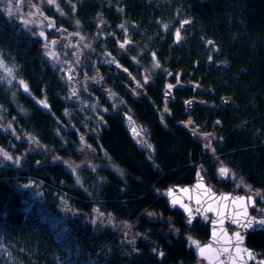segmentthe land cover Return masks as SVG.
I'll list each match as a JSON object with an SVG mask.
<instances>
[{"label":"trees","instance_id":"trees-1","mask_svg":"<svg viewBox=\"0 0 264 264\" xmlns=\"http://www.w3.org/2000/svg\"><path fill=\"white\" fill-rule=\"evenodd\" d=\"M55 5L45 9L60 33L88 37L99 56L86 59L80 99L70 98L43 38L0 6V149L19 160L0 158V264H199L189 237L205 241L208 222L188 224L164 192L192 183L199 164L218 190L242 192L217 177L220 160L264 197V0ZM45 34L60 35L52 28ZM125 40L130 43L121 48ZM110 56L143 82L137 93L106 63ZM94 65L99 87L91 82ZM167 85L171 99L163 97ZM105 89L130 108L153 146L151 159L126 128L128 113L108 103ZM93 96L104 112L92 110ZM190 98L199 104L188 110ZM190 130L209 138L207 145ZM83 137L98 152L91 163L109 157L111 167L102 162L76 170L65 163L82 158ZM246 243L264 251V233L249 234Z\"/></svg>","mask_w":264,"mask_h":264},{"label":"rangeland","instance_id":"rangeland-1","mask_svg":"<svg viewBox=\"0 0 264 264\" xmlns=\"http://www.w3.org/2000/svg\"><path fill=\"white\" fill-rule=\"evenodd\" d=\"M18 1L19 0H0V6H1L2 11L8 17H16L19 21H21L23 26H26V27H29L32 29L34 28L36 30V33L43 38L45 56L48 58L51 65L61 75V77L64 78V81H68V83H69L68 96L70 98L75 97V98L80 99V97L77 96V93H78L77 87H78V83L87 74V73H85L87 71L86 59L89 56H92V58H94L96 60V57L99 56L98 53L93 51L92 46L89 44V43H91V41H89L88 37H86L82 34L65 35V34L60 33V31L56 27V25L54 26V20L50 16H48V11L45 9V6L48 5L53 10H56L55 0L52 3H50L49 0H26L24 3H19ZM9 8L12 9L11 13L9 12ZM53 12H55V11H53ZM49 25H52V27H49ZM51 28L56 30L60 35L56 36V38H48L45 34V30H49ZM41 33H43V35H41ZM90 52H93V53H90ZM50 53H55V55L54 56L50 55ZM104 55L107 56L108 52L105 51ZM106 63L112 67L115 64L114 60H111V56H110V60L106 59ZM94 67H95V65L93 66L95 77L91 78V82L97 81L98 82L97 85L99 87L100 85H102V83H100V80H99L101 72H99V70L94 68ZM16 68L19 69L18 66H16ZM0 70H3L1 65H0ZM129 76L131 77V80L135 83V85H131L127 82V84H129L131 86L130 89L132 92L134 90L136 91V88L140 87V85L141 86L143 85L142 81L137 80L134 76L133 77L131 75H129ZM169 86L170 85H167L166 89H168L171 92V90H173V86H171V87H169ZM73 91H75V95H73ZM105 93L107 94L108 103H110L115 110H118L122 114L128 113V115H126V117L124 118L126 128H128L129 133H130L131 137L133 138L134 142L137 143L140 146V148L146 153L148 158L151 159V156L153 157V146L147 140L146 135H144V131L141 128V126L131 117L132 112H131L130 108L128 106H126L124 100L122 98H120L119 96H117L115 92H112V93L110 92V94H108L106 89H105ZM136 93H137V91H136ZM164 98L167 99L168 97H164ZM168 99H170V98H168ZM97 100H98V98L93 96L92 101H94V104L96 106H97V102H98ZM75 102H76V104H78V106L80 108H84L85 103H81V102H79V100L75 101ZM95 105L92 106V107H94V108H92V110H100L101 112L105 111V107L102 106L100 103L97 107H95ZM166 109H167V103H165V101H164L162 108L160 109V111H158L162 118H163V114L166 113ZM96 124L98 125V124H100V122L98 121V122H96ZM184 124H187V123H184ZM134 128L136 129V131H138L140 133L139 136L134 134V131H133ZM208 139H204L203 143H205L207 145ZM81 142H82V144L80 147V156H82V158L75 160L78 162H74V161H70L69 159H65L64 160L65 163H67L70 166H74V168L76 170H77V168H79L80 165H88V164L96 165V164H99V166H100L101 165L100 163H102V162H104V164H106V166H110V167L112 166V163L110 162L109 157H104L102 159L103 160L102 162L96 161L94 163H91V161L96 157V155H98V152H97V150L94 151L95 149L93 147H88V145L86 143L87 141H85L84 137H83ZM149 145H151V147H148ZM4 152H6V151H4ZM7 153L9 156L12 157L11 160L6 159L3 155H0V158H3L5 160L9 161V163H15L14 161H15L16 157L13 156L9 152H7ZM215 158H217V157L215 156ZM219 161L220 160H215V163H217L215 170H216L217 177L219 179H225V180L231 181V183L235 184L234 188H237L236 190L239 189L242 192L250 191L251 187L249 186V184L246 183L242 178L237 176L231 169H230L231 170L230 174L227 177H221L219 174V169L221 167H226V168H228V167L224 164H221ZM201 165L202 164L198 165V168H199L198 172L201 175H206V171ZM93 168H95V167H93ZM209 177H207L206 179H208L210 181ZM209 185H211L213 187V185L211 183H209ZM214 187H216V186H214ZM255 192L257 195L256 199L261 197V198H263V199H261V202H264L263 195H261V193H259L258 191H255ZM164 195H165V192H164ZM168 203H169V201H168ZM257 213L260 215V209L257 210ZM262 216H264V214ZM210 218H211V215H208V216H204L203 219L206 222H208V224H209ZM186 219H187V223H188L189 220L187 217H186ZM195 221L196 220H194L188 224L191 225ZM121 227L125 230H128V231H130L132 229L131 225L128 223H124L123 226H121ZM201 243H202V241L199 242V244H201ZM194 252H195V248H194ZM199 262H200L199 264H204L202 261H199Z\"/></svg>","mask_w":264,"mask_h":264},{"label":"water","instance_id":"water-1","mask_svg":"<svg viewBox=\"0 0 264 264\" xmlns=\"http://www.w3.org/2000/svg\"><path fill=\"white\" fill-rule=\"evenodd\" d=\"M113 69L126 77L129 84L135 85L127 71L121 69L117 64L113 65ZM163 97L171 99V92L165 89ZM221 102L225 106L231 104V100L228 96H223ZM198 104L197 98H190L186 101L188 110H191ZM190 132L196 139L204 142V136L202 134L192 130H190ZM201 177L203 178L202 181ZM198 182H201L203 187H197ZM169 189H172L171 194H169ZM184 189H187V191H184ZM206 189H210L211 191L206 192ZM165 196L169 201L170 208L179 209L188 220L189 212L185 211V206L191 209V222L204 215H211L208 224L209 236L200 244L201 247L210 245L211 250L207 251L204 257H201L198 249L194 246L195 254L199 261H202L204 264H251L259 261L257 264H260L261 261L258 259L256 250L250 248L246 243V238L249 234L264 231V225L259 223V221L264 220V216H258L253 213L257 208L256 196L254 193L250 191L215 190L200 174L199 176L196 175L195 180L190 184L169 186L165 191ZM225 196H227L228 199H223ZM237 197H243L244 199L243 201L233 203V199ZM249 197H251V203L248 201ZM173 199L179 200L180 203L174 205L172 203ZM245 211L247 212V216L243 215ZM249 219L252 220L253 226L250 228L242 227V224L247 223ZM236 220H239L240 223L234 222ZM236 232H239L243 236L244 239L242 244L237 245L233 235ZM237 248L251 251L254 254V258H250L243 251H240L238 254ZM225 249H227V251H225Z\"/></svg>","mask_w":264,"mask_h":264},{"label":"snow or ice","instance_id":"snow-or-ice-1","mask_svg":"<svg viewBox=\"0 0 264 264\" xmlns=\"http://www.w3.org/2000/svg\"><path fill=\"white\" fill-rule=\"evenodd\" d=\"M49 2L52 3V2H54V0H49ZM11 11H12V9L9 8V12H10V13H11ZM184 23L186 24V23H188V21H185ZM49 27H52V25H49ZM120 27L123 28V25H121ZM181 27H183V25H182ZM41 35H43V33H41ZM176 39H177V41H179V40L181 39V36H180V30H179V29L177 30V33H176ZM128 43H130V41L125 40V41L120 45V47L123 48V47H124L126 44H128ZM210 43H211V42H210ZM50 55H53V56H54L55 53H50ZM153 60H155V54H153ZM156 66H158V64H157ZM169 87H171V86H169ZM25 91H27V85H25ZM73 95H75V91H73ZM166 95H167V94H166ZM45 107H47L46 104H45ZM129 119H130V118H129ZM133 131H134V134H135V135H137V136L140 135V133H139L138 131H136L135 128L133 129ZM81 139H83V138H81ZM148 147H151V145H149ZM0 155H3L6 159H9V160L12 159V157L9 156L8 153H7V152H4L2 149H0ZM15 162H16V163H19V160L17 159ZM230 171H231V170L228 169V168H226V167H221V168L219 169V174H220L221 177H227V176L230 174ZM197 175L199 176L200 173L198 172ZM202 179H203V178L201 177V181H202ZM197 187H203V184H202L201 182H198ZM184 191H187V189H184ZM205 191H206V192H210L211 190H210V189H206ZM171 193H172V189H169V194H171ZM223 199H228V197L225 196V197H223ZM243 199H244L243 197H237V198H234V199H233V203H236L237 201H243ZM248 201H249V203L252 202V201H251V197L248 198ZM172 203L175 205V204H177V203H180V201L177 200V199H173ZM182 206H183V205H182ZM185 211L189 212V221H188V222L191 223V209H189V208H187V207L185 206ZM243 215H244V216H247V212L245 211V212L243 213ZM234 222H236V223H240L239 220H236V221H234ZM259 223H260L261 225H264V220L259 221ZM252 226H253V222H252L251 219H249V220L247 221V223L242 224V227H244V228H250V227H252ZM233 235H234V237H235V240H236V242H237V245L242 244L243 239H244L243 236H242L239 232H236V233H234ZM189 241H190L191 245L195 246V247L198 249V251H199V255H200L201 257H204V256H205V253H206L207 251H210V250H211V246H210V245H208V246H204V247H201L200 244H199V242L193 240L191 237H189ZM225 251H227V249H225ZM240 251L245 252L250 258H254V254H253L251 251H249V250H247V249H240V248H237V253H238V254H239ZM159 255H160V256H163L164 253H163V252H160ZM260 264H264V261H261Z\"/></svg>","mask_w":264,"mask_h":264},{"label":"flooded vegetation","instance_id":"flooded-vegetation-1","mask_svg":"<svg viewBox=\"0 0 264 264\" xmlns=\"http://www.w3.org/2000/svg\"><path fill=\"white\" fill-rule=\"evenodd\" d=\"M26 0H19L18 2L19 3H24ZM72 71V70H71ZM209 184V183H208ZM184 185H186V184H184ZM213 188L215 189V190H218L216 187H214L213 186ZM220 191V190H219ZM256 211V210H255ZM256 215H258V216H262L263 214H264V206L263 207H260V215L257 213V211L256 212H254ZM208 215H210V214H207V215H204V216H208ZM203 216V217H204ZM202 218V217H201ZM199 219V218H198ZM260 232H263L264 233V231H260ZM256 253H257V256H258V259L260 260V261H264V251L263 250H256ZM259 262V261H258ZM258 262H256V263H251V264H257Z\"/></svg>","mask_w":264,"mask_h":264},{"label":"bare ground","instance_id":"bare-ground-1","mask_svg":"<svg viewBox=\"0 0 264 264\" xmlns=\"http://www.w3.org/2000/svg\"><path fill=\"white\" fill-rule=\"evenodd\" d=\"M255 212V210L253 211V213Z\"/></svg>","mask_w":264,"mask_h":264}]
</instances>
